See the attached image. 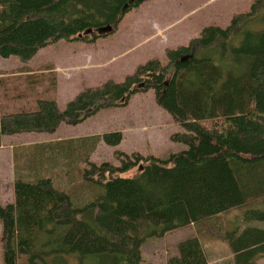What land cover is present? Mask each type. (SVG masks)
I'll use <instances>...</instances> for the list:
<instances>
[{"label": "trees", "instance_id": "trees-1", "mask_svg": "<svg viewBox=\"0 0 264 264\" xmlns=\"http://www.w3.org/2000/svg\"><path fill=\"white\" fill-rule=\"evenodd\" d=\"M146 1L0 0V57L26 62L59 40L93 42L102 36L99 27L111 25L114 31L125 13ZM197 48L205 55L181 59ZM165 56L164 64L151 58L120 80L109 77L81 88L62 108L48 95L28 96L42 84L39 78L24 76L23 89H3L14 98L1 101L0 145L5 135L52 133L63 123L76 125L100 110L126 106L136 92L153 90L155 102L182 128L170 138L186 146L166 158L115 149L118 164L86 157L82 180L99 185L101 192L84 205L59 186L57 177L70 164L62 160L65 150H45L47 168L22 169L13 179L14 201L0 200L3 264H16L17 253L36 248L41 230L51 235L56 228L55 253L142 264L147 237L240 207H245L240 222L229 223L222 238L232 264H259L264 255V0L234 14L225 27L203 26L187 45L166 48ZM48 83L54 90V76ZM81 138L93 141V152L100 139L118 145L122 133ZM134 167L137 173L124 175ZM166 264L209 261L199 238L190 236L177 242Z\"/></svg>", "mask_w": 264, "mask_h": 264}, {"label": "rangeland", "instance_id": "rangeland-1", "mask_svg": "<svg viewBox=\"0 0 264 264\" xmlns=\"http://www.w3.org/2000/svg\"><path fill=\"white\" fill-rule=\"evenodd\" d=\"M253 1L148 0L125 13L114 31L97 37L93 42L59 40L40 49L26 62L14 55L0 57V80L3 85H0V105L3 98L8 99L9 96L10 101L14 98L3 89H23L27 82L24 76H28L39 78L42 83L34 91L26 93L29 97H34L36 91V95L55 98L62 108L85 86L99 84L109 77L120 80L134 71L139 63L151 58L166 63V48L187 45L208 24L225 27L234 14L248 11ZM199 50L194 49V55H205ZM49 75L55 78L54 90H50ZM116 130L122 133L118 145L110 147L100 139L93 152V141L81 138ZM180 130L178 121L155 102L154 91L147 90L136 92L124 107L100 110L76 125L63 123L52 133L5 135L0 145V200L4 204L12 203L13 178L22 169L33 166L43 164L44 171L47 168V164L42 163L46 162V158L43 160L44 152L55 148L65 150L62 160L70 162L64 173L57 177L61 183L59 186L71 194L75 204L84 205L101 192L99 185L82 180L86 157L96 163L110 161L118 164L114 150L120 149L166 158L170 153L186 148L170 138L172 133ZM135 173L137 167L124 175ZM260 204L264 207V197L260 199ZM243 209L245 207L232 208L197 225L193 223L177 228L162 237H147L141 247L142 264H166L167 259L176 254L177 242L190 236L199 238L209 264H232L231 252L222 234L229 229L227 227L231 222L232 225L240 222L238 214ZM59 231L56 228L55 234L50 235L41 230L37 235L36 248L31 252L17 253L16 264H113L112 256L108 255L55 253L53 249L58 247L55 236ZM258 262L264 264V255ZM0 264H3L1 241Z\"/></svg>", "mask_w": 264, "mask_h": 264}, {"label": "water", "instance_id": "water-1", "mask_svg": "<svg viewBox=\"0 0 264 264\" xmlns=\"http://www.w3.org/2000/svg\"><path fill=\"white\" fill-rule=\"evenodd\" d=\"M113 30V27L111 25H106V26H101L97 29V32L101 35H104V34H107L109 32H111ZM92 30L89 29L87 31H85V33H90ZM82 36L81 34L79 35V37ZM192 54H189V55H185V56H182V60H187L188 56H190Z\"/></svg>", "mask_w": 264, "mask_h": 264}, {"label": "flooded vegetation", "instance_id": "flooded-vegetation-1", "mask_svg": "<svg viewBox=\"0 0 264 264\" xmlns=\"http://www.w3.org/2000/svg\"><path fill=\"white\" fill-rule=\"evenodd\" d=\"M190 51H191L190 54H193V55L188 56L189 58H190V57H193L194 54H195V53H194V49H192V50H190ZM166 84H167V83H166Z\"/></svg>", "mask_w": 264, "mask_h": 264}, {"label": "crops", "instance_id": "crops-1", "mask_svg": "<svg viewBox=\"0 0 264 264\" xmlns=\"http://www.w3.org/2000/svg\"><path fill=\"white\" fill-rule=\"evenodd\" d=\"M94 135V134H93ZM87 136H92V135H85V136H81V137H87ZM5 136H3L2 137V140H3V138H4ZM1 145H2V143H1ZM14 179V178H13Z\"/></svg>", "mask_w": 264, "mask_h": 264}]
</instances>
